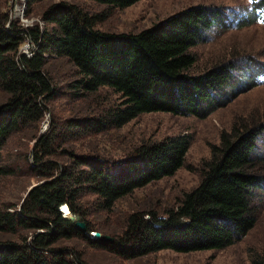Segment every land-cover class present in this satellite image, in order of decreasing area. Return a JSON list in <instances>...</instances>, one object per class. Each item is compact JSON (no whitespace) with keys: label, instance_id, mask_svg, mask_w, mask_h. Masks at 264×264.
Returning a JSON list of instances; mask_svg holds the SVG:
<instances>
[{"label":"trees","instance_id":"1","mask_svg":"<svg viewBox=\"0 0 264 264\" xmlns=\"http://www.w3.org/2000/svg\"><path fill=\"white\" fill-rule=\"evenodd\" d=\"M37 1L28 0V7ZM90 1L106 8L91 12L75 2L52 3L42 14L43 27L16 24L8 8L0 13V88L8 95L0 103V176L13 174L3 161V148L12 135L26 130L36 138L29 168L42 181L28 192L21 209L0 208V233L7 235L0 238V264H85L78 251L56 246L71 238L127 260L166 249H223L243 239L263 208L254 200L264 188V150L259 148L264 123H236L224 131L202 162L199 184L164 213H131L123 231L109 234L112 242L92 237L93 231L107 233L93 227L81 200L92 195L99 210L110 212L119 199L183 167L192 136L142 142L118 161L94 149L81 152L75 142L118 130L143 113L206 118L240 90L262 82L263 73L257 74L264 66L241 56L193 72V48L222 21L221 13L206 6L126 33L99 25L113 10L139 0ZM26 40L35 47L31 56L22 52ZM55 59L71 66L70 79L61 87L64 93L79 101L93 96L96 104L87 115L53 116L41 132L46 113L57 115L49 107L60 83L47 68ZM104 88L117 100L97 98ZM72 215L86 222L87 232L76 226Z\"/></svg>","mask_w":264,"mask_h":264},{"label":"rangeland","instance_id":"2","mask_svg":"<svg viewBox=\"0 0 264 264\" xmlns=\"http://www.w3.org/2000/svg\"><path fill=\"white\" fill-rule=\"evenodd\" d=\"M60 1L75 2L91 12H101L106 8L105 5L90 0H40L31 8L28 7V0H0V13L8 8L11 10L10 17L16 24L26 28L36 24L43 27L45 22L42 14L45 9ZM199 5L221 13L222 21L208 32L205 41L193 48L197 58L193 72L200 73L220 61L241 56L252 57V64L264 66V0H139L125 9L113 10L99 27L112 32H138L184 9ZM34 50V45L27 40L22 45L23 54L30 55ZM47 68L53 71L60 84L49 107L57 115L46 113L41 132H46L53 116L58 120L59 117L64 119L70 115H87L90 113L89 109L96 104L93 96L79 101L72 99L69 93H64L65 88L61 89L66 87L64 83L70 79L71 66L65 60H52ZM258 75H261L262 82L240 90L229 104L218 108L206 118L163 111L143 113L118 130L96 139L86 138L75 142L81 152L94 149L109 160L118 161L142 142L183 134L192 136L183 167L174 175L138 188L119 199L110 212L99 210L94 196L84 197L81 200L83 210L88 213L87 219L93 227L103 233L117 235L125 229L126 220L131 213H148L152 210L162 214L167 208L174 206L184 192L196 187L201 181L202 162L210 157L212 145L220 142L224 131L231 130L236 123H264V72L261 71ZM7 97L0 88V103ZM97 98L103 101L108 99L113 103L117 100V95L104 88L99 91ZM35 141L34 136L23 130L12 135L3 148V161L12 167L13 174L0 176V208L14 205L18 207L31 188L42 182L32 173L28 163ZM259 148L264 150L263 140L259 141ZM254 201L263 205L256 225L243 239L223 249L188 253L166 249L127 260L109 250L91 246L81 238L65 239L56 246L64 247L69 252L78 251L85 264H264V188L257 190ZM6 237L7 235L0 233V238Z\"/></svg>","mask_w":264,"mask_h":264},{"label":"water","instance_id":"3","mask_svg":"<svg viewBox=\"0 0 264 264\" xmlns=\"http://www.w3.org/2000/svg\"><path fill=\"white\" fill-rule=\"evenodd\" d=\"M34 187V186H33ZM32 187V188H33ZM31 188V189H32ZM22 206V205H21ZM21 209V207H20ZM72 220L75 221V224L76 226L83 232H87V224L85 221H82L80 219V217L76 216V215H72L71 216ZM92 233V237L95 238V239H102L104 241H114V237H112L111 235L109 234H102V232L100 231H93L91 232Z\"/></svg>","mask_w":264,"mask_h":264},{"label":"built area","instance_id":"4","mask_svg":"<svg viewBox=\"0 0 264 264\" xmlns=\"http://www.w3.org/2000/svg\"><path fill=\"white\" fill-rule=\"evenodd\" d=\"M32 49V48H31ZM33 53H31L30 55L28 54V56H31Z\"/></svg>","mask_w":264,"mask_h":264},{"label":"snow or ice","instance_id":"5","mask_svg":"<svg viewBox=\"0 0 264 264\" xmlns=\"http://www.w3.org/2000/svg\"><path fill=\"white\" fill-rule=\"evenodd\" d=\"M250 2H252V0H250Z\"/></svg>","mask_w":264,"mask_h":264}]
</instances>
